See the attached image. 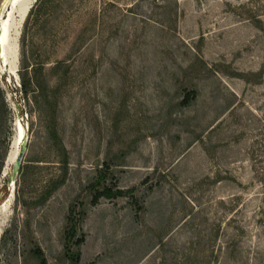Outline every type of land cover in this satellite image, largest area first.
I'll use <instances>...</instances> for the list:
<instances>
[{"label": "rangeland", "instance_id": "1", "mask_svg": "<svg viewBox=\"0 0 264 264\" xmlns=\"http://www.w3.org/2000/svg\"><path fill=\"white\" fill-rule=\"evenodd\" d=\"M29 12L13 13L0 56V264H41L36 249L48 264H264V0ZM25 63L41 82L28 96ZM19 121L27 150L10 189ZM105 170L127 193L92 204ZM72 205L85 239L67 251Z\"/></svg>", "mask_w": 264, "mask_h": 264}, {"label": "trees", "instance_id": "2", "mask_svg": "<svg viewBox=\"0 0 264 264\" xmlns=\"http://www.w3.org/2000/svg\"><path fill=\"white\" fill-rule=\"evenodd\" d=\"M52 0H37L35 4L32 6L29 12V18L32 15L38 17L42 13H44L51 4ZM28 18V19H29ZM33 64V63H32ZM30 64L25 63L23 67V74H22V89L24 92V96H28L31 92L39 89L41 86L40 77L38 75V70L33 64L32 66V74L30 75ZM196 97V91L189 90L186 92L182 103L187 105L192 102V100ZM24 171V164L21 166L20 172ZM107 172H101L98 177L90 184L91 194H92V204H97L100 200L105 198H117L127 193V191L123 188H120L117 184L108 183L107 182ZM84 212L78 211L75 205H72L69 210L68 215V225L65 231V247L68 251L71 249L72 245L80 246L84 242V235L80 237L77 236L80 221L83 219ZM38 255L40 256L41 264H48L47 259L44 253L36 249ZM79 259V253L76 252V260Z\"/></svg>", "mask_w": 264, "mask_h": 264}, {"label": "bare ground", "instance_id": "3", "mask_svg": "<svg viewBox=\"0 0 264 264\" xmlns=\"http://www.w3.org/2000/svg\"><path fill=\"white\" fill-rule=\"evenodd\" d=\"M17 1L18 0H11L10 1V3L13 2V4H12V9L8 8V11L6 12V15L8 14V18L6 19V15H4V17L1 20L4 23V25H5V32H4V37H3V43H4V46H5V52L3 51V53H2L3 56H5L6 54H8V55L10 54V52L8 51L9 49H10V51L14 50V48H13L14 44L12 43V40H11V37H10V28L7 31V24L10 21L9 18L11 16L13 17V13H17L19 15L21 21L24 20V18L28 14L27 12H29L32 3L35 0H24V5H22L23 6L22 16H20V14H19L21 12L20 8H17V9L15 8V4H16ZM10 56H11V54H10ZM26 131H27L26 127L21 123V121H19V123L17 125V128H16V132H15L14 138L12 140V143H11V146H10V149H9V152L7 154V157H6L7 163H6V166H5V172H4L5 174L8 173L7 172L8 168L13 163L16 155L19 152L20 146H21V144H22V142H23V140H24V138L26 136ZM12 188H14V185H13ZM1 231L2 230H1V225H0V234H1Z\"/></svg>", "mask_w": 264, "mask_h": 264}, {"label": "water", "instance_id": "4", "mask_svg": "<svg viewBox=\"0 0 264 264\" xmlns=\"http://www.w3.org/2000/svg\"><path fill=\"white\" fill-rule=\"evenodd\" d=\"M12 4H13V2H11V4H10L11 8H12ZM22 5H24V0H18L16 2V4H15V8L16 9L20 8V11H21L19 13L20 16H22V11H23V6ZM31 7H32V5H31ZM7 18H8V14L6 15V19ZM1 20H0V56L3 57L2 53H3V51L5 52V46H4V43H3L5 25H4V23ZM9 20L10 21L7 24V31H8L9 28L11 29L13 17L11 16L9 18ZM26 150H27V138H24V140H23V142H22V144L20 146L19 152L16 155V157H15L13 163H12V174L8 178V186H9L10 189H12L13 185H15V183H16V181L18 179V176H19L20 170H21V166H22V163L24 161L25 154H26Z\"/></svg>", "mask_w": 264, "mask_h": 264}]
</instances>
